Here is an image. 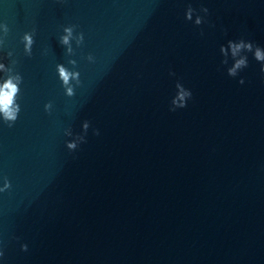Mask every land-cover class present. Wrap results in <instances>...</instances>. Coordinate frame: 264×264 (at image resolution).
<instances>
[{
	"label": "clouds",
	"instance_id": "1",
	"mask_svg": "<svg viewBox=\"0 0 264 264\" xmlns=\"http://www.w3.org/2000/svg\"><path fill=\"white\" fill-rule=\"evenodd\" d=\"M195 10L189 6L188 10H187V14H186V19H191V15ZM200 11H202L203 13L207 14L208 13V9L207 8H202ZM202 23V17H197L196 20V24L200 25ZM5 29V32L8 31L7 26H3ZM65 33H67V35H64L61 38V43L64 45H67L69 43V38L72 35V28H65L64 29ZM24 40L26 41V45L25 48L26 50L30 51L31 49V45L33 43V39H32V35L30 34H25L24 36ZM83 41V34H81L80 39L78 41L82 42ZM228 47H230L232 49V56L233 58L236 57L237 53L242 50L245 49L247 51H252L253 49V43L252 42H245L244 40H240L238 43L234 42V41H229L228 42ZM221 52L225 54V56L227 55V52L225 50V48L223 46H221ZM68 53L71 54L72 53V49L69 48L68 49ZM254 59L258 62H261V72H264V52L261 51V49L259 47H256L255 53H254ZM89 61L93 60V57L90 55L88 57ZM70 63H72L73 65L76 64V61H69ZM223 63H227V59H225L223 61ZM248 66V60L247 57H241L239 59L235 60V63L233 65V67L228 69V75L231 77H235L237 75V70L238 69H244ZM3 65L0 64V68H2ZM57 70L59 73V78L63 81L64 86H67L69 84L70 79H76L77 83L79 84V72H69L63 65H57ZM22 82V77L20 76H15V77H9L7 78L4 83L2 85H0V113H3L4 119L6 121H16L17 119V114L20 111V106L18 104L15 103V98L17 96V93L20 91L19 88V84ZM239 83L243 84L244 80L241 79L239 81ZM178 88H181V91L179 93V103L177 104L176 100H173V104L176 105V107H172L170 110L171 111H175L177 108H184L187 106V100L189 98H191V91L190 90H184L182 88L181 85L177 84ZM66 92L67 95L69 97L74 95L73 89L72 87H67L66 88ZM51 108V104H46L45 105V109L48 110ZM9 126H11V124H9ZM87 123L85 124V128H87ZM96 134L98 135V131L96 132ZM69 148H75L76 145L75 144H69L68 145ZM10 187V185L8 183H5L4 188H0V192L5 191L6 189H8ZM23 250H27V245H22L21 246ZM0 256H3V252L0 251Z\"/></svg>",
	"mask_w": 264,
	"mask_h": 264
}]
</instances>
